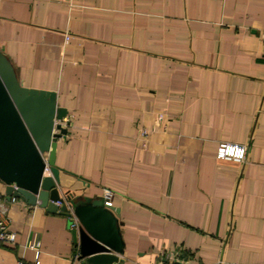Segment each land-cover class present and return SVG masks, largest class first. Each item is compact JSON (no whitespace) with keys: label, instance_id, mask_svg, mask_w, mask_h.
<instances>
[{"label":"crops","instance_id":"1","mask_svg":"<svg viewBox=\"0 0 264 264\" xmlns=\"http://www.w3.org/2000/svg\"><path fill=\"white\" fill-rule=\"evenodd\" d=\"M0 52L67 110L61 197L114 193L120 264H264V0H0ZM0 207V264H72L69 218Z\"/></svg>","mask_w":264,"mask_h":264},{"label":"water","instance_id":"2","mask_svg":"<svg viewBox=\"0 0 264 264\" xmlns=\"http://www.w3.org/2000/svg\"><path fill=\"white\" fill-rule=\"evenodd\" d=\"M66 115L55 93L22 86L0 52V184L8 200L69 218L65 205H55L61 201L55 153L58 139L66 134L60 123ZM73 214L79 222L73 236L81 259L87 264H120L118 209L105 206L101 198H84L73 204Z\"/></svg>","mask_w":264,"mask_h":264},{"label":"built area","instance_id":"3","mask_svg":"<svg viewBox=\"0 0 264 264\" xmlns=\"http://www.w3.org/2000/svg\"><path fill=\"white\" fill-rule=\"evenodd\" d=\"M160 120V116H159ZM68 120L66 117L62 119L61 126L67 123ZM144 134V133H143ZM216 155L219 159H226L232 160L237 163H244L247 160V147L242 144L237 143H228V142H221L217 145ZM45 171H48V168H45ZM114 197V193L111 190L103 189L101 199L104 202V205L107 207H112V200ZM55 205L59 209L62 205L66 206L67 213L70 215L69 219L71 220L70 228L72 230H77L79 227V222L76 220L73 214V207L68 201L66 196L61 197V201L55 202ZM9 219L4 214L3 209L0 207V245L2 244H9L12 245L15 243L16 235L14 232L10 231L8 228ZM34 243L31 244L32 248H36ZM174 259V258H173ZM175 260V259H174ZM81 258L79 252L75 254L73 258L72 264L80 263ZM178 262V261H177Z\"/></svg>","mask_w":264,"mask_h":264}]
</instances>
